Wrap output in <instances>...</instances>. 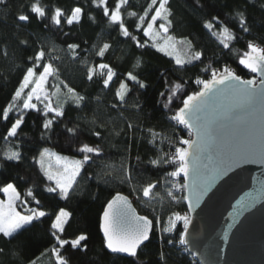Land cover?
I'll return each mask as SVG.
<instances>
[{
	"label": "trees",
	"instance_id": "16d2710c",
	"mask_svg": "<svg viewBox=\"0 0 264 264\" xmlns=\"http://www.w3.org/2000/svg\"><path fill=\"white\" fill-rule=\"evenodd\" d=\"M34 2L46 10L45 17L37 18L29 12ZM115 3L116 0H108V7L114 8ZM149 4L150 0H129L121 9L129 32L141 44L148 41L145 47H138L130 37H124L119 25L111 24L102 7L94 6L92 0H5L0 5V115L11 102L27 68L33 66L29 58L41 49L46 53L44 62L58 69V78L49 77L47 87L50 93L57 86L61 88L58 99L64 112L50 130H45L41 112L25 111L18 135L7 141L3 137L19 113H10L8 121L0 119V186L14 184L21 197L18 208L23 213L25 201L29 207H37L33 198L26 195L32 189L35 199L40 200V206L48 213L20 230L15 238H0V264H55L52 248L58 245L50 225L60 208L70 213L62 238L71 240L80 234L88 237L82 242L86 248L73 249L69 244L60 249L68 264H199L187 247L179 244L180 233L184 232L183 221L173 233L163 231L173 213L189 214L183 189L173 187V184H183V175L175 182L167 173L177 167L176 163L161 162L154 166L151 161L174 154L177 146H183L179 139L189 138L188 130L170 117L183 106L187 95L200 90L202 86L195 83L197 78L209 79L212 69L227 65L236 68L240 76L254 77L239 63V53L248 50L249 41L264 47V0H169L172 24L168 34L175 41L187 42L189 57L195 52L202 54L200 60L183 65H177L172 57L151 47L152 41L142 30H137L138 16ZM77 6L83 9L80 22L64 23L67 14ZM155 7L149 11L146 21ZM56 8L66 14L60 26L51 23ZM130 11L138 15L130 16ZM237 12H244L250 32L241 30ZM21 13L30 16L28 22L17 20ZM205 22L213 25L211 30L204 27ZM222 26H227L235 37L228 42V48L213 35ZM73 43L79 45L75 58L68 49ZM104 43L110 48L101 58L96 52ZM178 46L183 51V44L178 42ZM137 60L139 67H135ZM100 63L108 64L115 73L108 88L103 86L104 77L98 74L92 81L86 78L87 67ZM36 71H42V67ZM128 72H133L147 86L141 89L128 80ZM122 80L129 86L127 102L123 105L115 97ZM61 81L87 98L80 107L69 98ZM177 84L180 89L171 96ZM56 99L53 97L54 102ZM114 103L118 105L116 108L112 107ZM38 107L43 106L38 104ZM129 124L133 127L129 128ZM68 128H78V131L73 135L67 132ZM149 129L159 135L153 139ZM93 132H100V137L92 135ZM82 144L99 145L101 154H90L92 159L81 168L69 198L60 199L57 193L45 191L46 187L55 186L54 181L47 179L33 158L40 159L39 152L48 149L82 160L84 153L78 151ZM9 149L19 150L22 159H5L3 154ZM126 169L131 172V182L124 179ZM148 183L156 187L145 198L142 188ZM168 191L173 192L175 199L167 196ZM117 193L130 198L137 211L153 222L150 240L141 246L137 257L113 254L104 246L100 218L106 203ZM3 196L0 192V197ZM169 240L174 243L169 244Z\"/></svg>",
	"mask_w": 264,
	"mask_h": 264
},
{
	"label": "snow or ice",
	"instance_id": "6c2138e0",
	"mask_svg": "<svg viewBox=\"0 0 264 264\" xmlns=\"http://www.w3.org/2000/svg\"><path fill=\"white\" fill-rule=\"evenodd\" d=\"M129 0H116L114 8L108 7V0H92V4L97 7H102L104 16L108 18L111 24H118L121 34L124 37H130L136 42L138 47H145L148 45L146 40L144 44H141L135 35H132L128 28L123 22L121 9L124 5H127ZM199 2V0H197ZM154 12L151 14L150 19L146 21V17L149 15V11L153 6ZM5 0H0V5H4ZM169 0H150L148 8L144 10L142 15L138 16L137 30H142L145 37H148L151 41V47L156 48L157 51H165L164 48L160 47L157 43V38L161 33L165 35L169 31V27L172 24L170 17L172 11L168 7ZM31 14H35L37 18L45 17L46 10L39 6L38 3H33L29 9ZM83 14V9L79 6L74 7L70 14H67L64 23L72 25L73 23H79ZM66 14L60 8L54 9L51 16V23L60 26L62 23V17ZM130 16H137L135 11L128 13ZM91 18V17H90ZM237 18L241 30L245 33L250 32V28L247 24L244 12H237ZM30 16L28 14L21 13L18 15L17 20L21 22H28ZM94 19V18H93ZM217 17H213V20H217ZM159 23V31H153L154 25L157 21ZM147 24L144 27V24ZM47 27V25H45ZM204 27L211 30L213 25L209 22H205ZM217 35L219 42L225 47H229V41L234 39V35L227 26H222L220 32L213 33ZM168 41H172V36H166ZM26 41H21V44H25ZM79 48L78 44H69L68 49L70 50L73 57H77L78 53L76 49ZM110 48L108 43H104L96 55L103 57L106 51ZM248 51L240 58L239 63L243 67L252 73L259 74V81L257 79H242L241 76L236 74L230 67L224 66L222 69H212L211 76L209 79L197 78L195 83L201 85L199 91L187 95L183 100V106L175 111L170 119L179 125L184 126L189 133L190 138H180L179 144L183 146H177L175 152L167 158L160 157L151 161L152 165L156 166L163 163H178V166L167 175L175 178L181 174L184 177V184L177 185L173 184V187L177 190L185 189L188 190L190 187L191 195H185L184 199L189 200L190 204H198L204 195L210 189L215 179L227 175L228 171L231 170L233 165H238L244 162H261L264 163V150H257L253 146H248L238 152L230 153L228 157V163L220 167L215 176H213L207 182H200L198 177L200 175L199 169L195 166L201 155L204 153L206 148L205 137L209 136L210 130L207 129L201 123V112L205 110L210 104L218 100L225 102L228 111H233L238 108H246L254 111L258 105L264 103V47L249 41L247 45ZM51 51V49L49 50ZM170 54V53H166ZM200 52H195L190 60H182L178 56L175 57V63L177 65H183L186 62L194 60H200ZM46 53L43 49L37 51L34 57H30L33 60V66L28 67L23 75L19 86L16 88L12 95V100L6 105L0 115V119L5 121L9 120L10 113L16 111L19 113L16 119H14L10 126L7 128L4 139L7 141L9 138L16 137L18 130L24 123V112L28 110H34L41 112L45 117L42 127L45 130H50L54 124V121L58 117L64 115L63 104L59 103V94L61 88L56 87L54 92H48L45 90V84L49 77L58 78V69L50 62L45 61ZM56 57H53L55 59ZM139 60L135 67H139ZM42 71L37 72V68H41ZM104 70H107L106 73ZM100 75L103 78L102 83L105 88H108L110 82L113 80L115 75L113 69L106 63H100L95 66L87 67V80L92 81L95 75ZM127 79L133 81L139 86V88H145L147 85L144 81L140 80L137 75L133 72L126 73ZM63 88L67 89V93L77 107H80L85 101L86 97L76 92L75 89L69 87L66 83H63ZM25 89H30L25 93ZM180 89V85H174L171 92V96H175L177 90ZM129 91V86L123 80L120 82L119 87L115 92V97L121 105L125 104L126 95ZM163 95V93H161ZM171 96L169 102H171ZM53 97H57L54 102ZM35 101V102H34ZM38 104L43 107H38ZM118 105L113 104L112 107L116 108ZM49 114H53L49 117ZM129 128L133 125L129 124ZM78 128H68L67 132L70 134H76ZM150 135L155 139L159 134L154 132L152 129L148 130ZM92 135L100 137V132H93ZM253 139L255 131L253 129L251 133ZM152 142L151 140L149 141ZM81 153H84L82 160H73L71 164H65L63 172L59 174H53L46 169L42 161L36 157L33 159L40 164L41 170L49 181H54L55 186L46 187L45 191L49 193H57L60 199H67L70 196V190L73 188L76 182L77 176L80 174V170L83 165L92 159V155L99 156L101 154V148L99 145L91 146L89 144H82L78 149ZM55 155L50 153L48 149H42L39 152V157L45 155ZM4 158L9 161H19L22 159V153L19 150L9 149L4 154ZM67 157L56 156L57 163L61 161H67ZM192 174L193 182L191 186L188 184L189 174ZM124 179L131 182L132 175L129 170L124 171ZM156 184L148 183L143 186L142 193L145 198H149L153 192ZM0 192L7 196V200H0V238H15L20 230L30 226L33 221L45 217L48 215L41 205L40 200L35 199L32 189H28L26 195L32 197L37 207H28L27 202H23L26 208V212L21 214L16 210V202L21 200L20 194L17 192L16 187L13 183H5L0 186ZM167 196L175 199L172 191L167 192ZM255 197H251L247 202H238V206L235 207L234 215H240L243 211H246L255 205ZM70 213L64 208H60L52 219L50 230L51 235L55 238L58 247L52 248V255L55 257V264H68L66 258L61 254L60 249L64 248L65 245H71L73 249H83L87 245L82 242L86 241L88 237L84 234L78 235L75 239H63L62 234L65 231V224ZM177 221H183L184 232L180 233L179 244L183 245L186 243L185 233L188 230L190 223V217L187 215H181L180 213H173L172 217L169 218V226L163 228L165 232H171L176 227ZM159 223V221H157ZM100 230L104 237V246L111 253L126 254L128 257H137L138 249L145 244L146 241L150 240V233L153 230V222L146 216H138L135 210L131 208L127 197L120 193H117L111 200L108 201L104 208V212L101 217ZM169 244L174 241L169 240ZM2 251V250H0ZM161 259H164L163 253H161Z\"/></svg>",
	"mask_w": 264,
	"mask_h": 264
},
{
	"label": "water",
	"instance_id": "95a60500",
	"mask_svg": "<svg viewBox=\"0 0 264 264\" xmlns=\"http://www.w3.org/2000/svg\"><path fill=\"white\" fill-rule=\"evenodd\" d=\"M253 74L259 81V74ZM200 116L201 123L211 133L205 137V151L195 164L200 171V182L215 176L217 170L228 163L230 153L250 145L264 150V103L254 111L246 108L228 111L225 102L218 100ZM192 182L190 172L189 186ZM185 195H191L190 187L184 189ZM251 197L256 198L255 205L234 215L238 202H247ZM127 199L135 213L144 216L132 200ZM185 204L190 223L184 245L199 264H264V163L249 161L233 165L227 175L215 179L198 204H190L189 200H185ZM101 234L103 236L102 231Z\"/></svg>",
	"mask_w": 264,
	"mask_h": 264
},
{
	"label": "rangeland",
	"instance_id": "374dc122",
	"mask_svg": "<svg viewBox=\"0 0 264 264\" xmlns=\"http://www.w3.org/2000/svg\"><path fill=\"white\" fill-rule=\"evenodd\" d=\"M156 6H158V3H157ZM160 22L161 21H159V20L156 22V25H154L153 31H159V27L158 26H159V23ZM166 36H170V35L168 33L166 35L164 33H161L160 36L157 38V43L159 44V46L165 49V51H161V52H164L165 54L166 53H170V54H167V55H169L170 57H172L174 59V61H175V57H177V56L179 58H181L182 60H186L187 61L190 58L189 55L186 53V52H188V49H189V45L187 44V42L184 41V40H182V39H179L178 41H175L174 39L172 41H168L167 38H166ZM178 42H180L181 44H183L184 47L181 48V50H183V51H180V47L178 46ZM244 53L245 52H240L239 53V59L244 55ZM253 78H255V77H253ZM253 78H251V79H253ZM25 90H27V89H25ZM28 90H30V89H28ZM45 90L49 92V88L47 87V82L45 84ZM49 152L50 153H54L55 155L50 156V155H47L46 154L44 157H42V158L40 157V160L42 161L44 167L46 169H48L50 172H52L53 174H59V173L63 172V168H64V165L66 163L67 164H71V162L73 160H79L77 158H73V157L61 155V154H59L57 152H54V151H51V150H49ZM56 156L67 157L68 159H67V161H61V162L57 163ZM183 191H184V189H183ZM17 192H18V190H17ZM3 195H4L3 197H0V200L6 201L7 200V196H5L4 193H3ZM19 204H20V202L17 201L16 202V210L18 212H20L21 214H24L18 208V205ZM22 208L26 211V208L24 206V203L22 204ZM180 214L181 215H186L184 213H180ZM188 216L190 217L189 214H188ZM170 217H172V215ZM179 222L180 221H177L176 222V226H177V224ZM168 226H169V219L167 220L165 227H168ZM174 230L175 229H173V231ZM173 231L167 232V233H173Z\"/></svg>",
	"mask_w": 264,
	"mask_h": 264
},
{
	"label": "built area",
	"instance_id": "2783aa9c",
	"mask_svg": "<svg viewBox=\"0 0 264 264\" xmlns=\"http://www.w3.org/2000/svg\"><path fill=\"white\" fill-rule=\"evenodd\" d=\"M227 66L230 67L234 72H236V74L239 75L238 70H237L236 68H234V67L231 66V65H227ZM239 76H240V75H239ZM254 77H255V79H257V81H258V77H256V76H254ZM241 78H242V79H247V78H245V77H243V76H241ZM189 138H190V137H189ZM185 139H187V138H185ZM176 164H177V166H178V163H176ZM170 178H172V180L176 182L178 177H175V178L170 177ZM183 179H184V177H183Z\"/></svg>",
	"mask_w": 264,
	"mask_h": 264
}]
</instances>
